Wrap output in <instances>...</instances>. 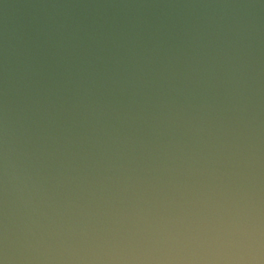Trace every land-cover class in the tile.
I'll list each match as a JSON object with an SVG mask.
<instances>
[{"label":"water","instance_id":"water-1","mask_svg":"<svg viewBox=\"0 0 264 264\" xmlns=\"http://www.w3.org/2000/svg\"><path fill=\"white\" fill-rule=\"evenodd\" d=\"M0 264H264V0H0Z\"/></svg>","mask_w":264,"mask_h":264}]
</instances>
